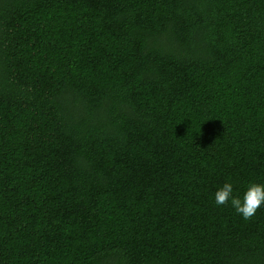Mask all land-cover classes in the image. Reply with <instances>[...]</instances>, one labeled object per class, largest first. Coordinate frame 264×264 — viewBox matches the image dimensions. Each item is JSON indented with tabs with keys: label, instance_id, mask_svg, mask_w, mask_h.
<instances>
[{
	"label": "trees",
	"instance_id": "obj_1",
	"mask_svg": "<svg viewBox=\"0 0 264 264\" xmlns=\"http://www.w3.org/2000/svg\"><path fill=\"white\" fill-rule=\"evenodd\" d=\"M264 0H0V264H264Z\"/></svg>",
	"mask_w": 264,
	"mask_h": 264
},
{
	"label": "clouds",
	"instance_id": "obj_2",
	"mask_svg": "<svg viewBox=\"0 0 264 264\" xmlns=\"http://www.w3.org/2000/svg\"><path fill=\"white\" fill-rule=\"evenodd\" d=\"M214 202L217 206L230 204L245 220L251 219L264 205V184H250L241 198L234 195L232 183L226 182L215 192Z\"/></svg>",
	"mask_w": 264,
	"mask_h": 264
}]
</instances>
